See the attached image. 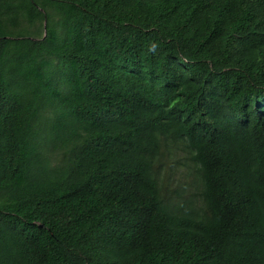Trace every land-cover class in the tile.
Masks as SVG:
<instances>
[{
    "label": "trees",
    "instance_id": "obj_1",
    "mask_svg": "<svg viewBox=\"0 0 264 264\" xmlns=\"http://www.w3.org/2000/svg\"><path fill=\"white\" fill-rule=\"evenodd\" d=\"M0 264H264V0H0Z\"/></svg>",
    "mask_w": 264,
    "mask_h": 264
},
{
    "label": "rangeland",
    "instance_id": "obj_2",
    "mask_svg": "<svg viewBox=\"0 0 264 264\" xmlns=\"http://www.w3.org/2000/svg\"><path fill=\"white\" fill-rule=\"evenodd\" d=\"M178 156L184 160L183 164H176L172 159L173 163L171 165H173V169L170 171H162L166 174V180L163 183V192L167 198L175 203H180L181 199L189 197V191L191 195L194 191L196 192V190L190 187L192 171H187L189 170L188 160L185 158L187 153L180 150ZM167 166L166 164L165 167Z\"/></svg>",
    "mask_w": 264,
    "mask_h": 264
}]
</instances>
